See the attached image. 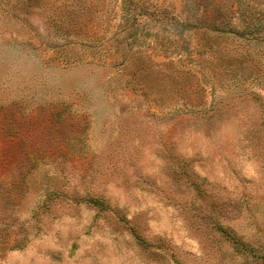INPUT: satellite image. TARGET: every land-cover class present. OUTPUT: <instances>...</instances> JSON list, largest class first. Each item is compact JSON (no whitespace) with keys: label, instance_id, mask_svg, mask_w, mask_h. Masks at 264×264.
Masks as SVG:
<instances>
[{"label":"rangeland","instance_id":"374dc122","mask_svg":"<svg viewBox=\"0 0 264 264\" xmlns=\"http://www.w3.org/2000/svg\"><path fill=\"white\" fill-rule=\"evenodd\" d=\"M0 264H264V0H0Z\"/></svg>","mask_w":264,"mask_h":264}]
</instances>
